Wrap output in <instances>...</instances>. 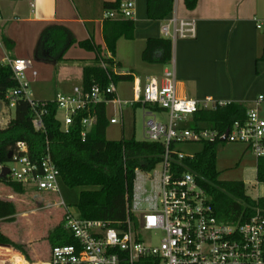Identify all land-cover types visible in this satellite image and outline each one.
Wrapping results in <instances>:
<instances>
[{"label": "built area", "instance_id": "built-area-1", "mask_svg": "<svg viewBox=\"0 0 264 264\" xmlns=\"http://www.w3.org/2000/svg\"><path fill=\"white\" fill-rule=\"evenodd\" d=\"M135 17L134 0H123L118 9L104 14V19L111 21H133ZM258 28L262 29L263 24ZM161 32L172 41L192 40L197 38V22L173 17L162 24ZM8 64L18 86L7 93L3 105L13 111L21 100L28 102L35 113L32 122L38 132L45 130L44 116L49 105H56L57 120L65 134L80 118L83 140L97 122L94 108L100 104L106 107L113 104L120 116V120L110 119V125L122 124L124 109L136 105L146 108L152 105L168 114L166 124L156 119L146 124V141L163 144L164 153L154 169H136L126 222L111 227L104 221L84 220L62 200L64 229L74 242L52 247L48 262L41 264H264V208H257L245 223L221 221L196 177L191 172L177 171L174 164L194 156V152L182 150L181 146L217 142L243 144L257 160L264 159V96L249 108L245 121L234 122L224 132L195 130L184 127L194 114L216 110L228 103L178 98L173 70H165L162 80L150 78L143 83L134 79L132 101L119 99L113 82L107 88L96 85L85 90L80 86L70 94H58L54 100L36 101L30 98V83L25 78L27 70L33 68L32 62L15 59ZM4 169L9 172L2 179ZM0 181L61 196L60 171L49 148L41 157L32 158L28 145L18 143L16 154L0 163ZM156 235L160 237L154 244L151 239ZM0 264L31 263L19 253L12 256L0 253Z\"/></svg>", "mask_w": 264, "mask_h": 264}, {"label": "trees", "instance_id": "trees-1", "mask_svg": "<svg viewBox=\"0 0 264 264\" xmlns=\"http://www.w3.org/2000/svg\"><path fill=\"white\" fill-rule=\"evenodd\" d=\"M123 0L105 3L107 10L118 9ZM189 9H194L197 0H185ZM135 25L132 20H106L104 39L109 51L115 55L120 38H134ZM77 44L72 33L64 26L47 28L39 41L38 59L59 65L66 62L65 55ZM79 46L92 49L90 43ZM161 51L160 59L154 58ZM173 59V43L168 39L149 40L142 54L145 63L170 65ZM105 68H104V66ZM118 67L112 59L97 58L83 68L82 87L90 90L98 85L107 88L112 82L133 81V76L114 72ZM18 86L9 64L0 66V115L7 93ZM44 116V131H36L33 126L34 111L28 102L21 100L13 110L14 117L6 128L0 124V163L8 161L10 153L16 154L17 144L26 143L32 158L41 157L49 148L51 156L60 171L61 196L65 204L74 209L82 219L104 221L111 227L127 220V203L131 198L136 169H154L162 160L164 146L161 143L139 141L135 137L121 141H109L106 130L110 125L106 105L94 108L97 122L87 135L81 137L80 118L72 126L69 134L61 129L57 120L56 105L47 107ZM249 107L246 104L231 102L216 110H200L185 128L218 130L224 132L236 121H245ZM217 143H204L194 152L193 158L177 160L179 172H191L199 186L211 200L215 216L226 223H245L255 214L257 208H264V198L254 200L247 196L244 182L220 180L217 169ZM257 180L264 183V159L258 162ZM13 192L24 194L28 189L18 183L7 182ZM16 209L9 201L0 200V221L14 222ZM61 224L49 241L52 247L74 242L70 233ZM0 245L17 248V245L0 231Z\"/></svg>", "mask_w": 264, "mask_h": 264}, {"label": "crops", "instance_id": "crops-1", "mask_svg": "<svg viewBox=\"0 0 264 264\" xmlns=\"http://www.w3.org/2000/svg\"><path fill=\"white\" fill-rule=\"evenodd\" d=\"M116 1L0 0L3 15V22L0 24V66L15 59L31 62L34 56L38 59L37 49L43 32L51 26H64L72 33L77 44L66 53V62L59 65L50 64L55 67L53 76L50 71L49 75L48 72L43 73V68L39 67L41 74L37 73L34 78L36 82L32 84L35 87L34 92L40 91L42 96L49 92L54 98H42L38 101L54 100L58 94H70L75 87L82 86V83L77 85L69 78L67 65L80 62L84 68L97 58L112 59L118 66L115 68L116 74H131L134 79L139 78L143 83L150 78L162 80L165 70H173L176 93L180 99H213L242 103L252 108L257 98L264 96V0H197L194 9H189L185 0H134V38H120L113 55L104 39V14L107 11L105 3ZM173 17L195 20L197 38L171 40L173 59L170 65L145 63L142 54L147 42L165 39L161 32L162 24ZM259 24H263L262 29L258 28ZM87 41L92 49L78 45ZM72 49L89 52V56L79 57L72 53ZM161 56V51L154 53L155 59H160ZM138 58L146 64L148 73H120L124 64L131 63L129 59L138 61ZM11 114L12 111L8 110L4 114L1 113L2 128H6L12 120ZM3 117L7 121L4 125ZM112 118L120 120L117 113L108 120ZM244 147L246 153L252 154L246 146ZM258 162L259 160L257 171ZM14 223L15 221L3 224Z\"/></svg>", "mask_w": 264, "mask_h": 264}, {"label": "rangeland", "instance_id": "rangeland-1", "mask_svg": "<svg viewBox=\"0 0 264 264\" xmlns=\"http://www.w3.org/2000/svg\"><path fill=\"white\" fill-rule=\"evenodd\" d=\"M72 53L79 57H88L87 53L81 50L72 49ZM81 55V56H80ZM128 59V58H127ZM130 64H124L120 69V73L135 71L136 73H148V67L142 61L137 59H129ZM33 68L25 73L26 80L30 83V98L38 101L42 98L51 99L54 96L49 92L42 96L40 91L34 92L35 81L34 72L41 74L40 68H43V73L49 71L53 76L55 67L35 56L32 60ZM133 65V66H132ZM82 68L83 64L76 62L67 65V75L74 80L77 85L82 83ZM118 98L123 101H132L133 84L131 81H120L117 84ZM108 118L116 115L115 106L110 104L107 107ZM6 111V106L3 105L2 114ZM152 113V114H150ZM12 117L14 112L12 111ZM118 117H120L117 114ZM9 119V118H8ZM158 120L164 124L168 121V114L160 111L155 106L147 105L146 107L138 106L136 108L126 107L124 109L123 123L119 125H109L106 130V138L109 141H121L135 137L139 141L146 140L145 126L151 120ZM5 118L3 117V121ZM2 121V122H3ZM5 120L3 125L6 124ZM243 144H223L218 149L217 169L220 172V180L226 182L241 181L246 185V194L250 198L257 200L264 198V183L257 180V159L250 153L245 152ZM182 150L198 151L200 145L190 147L181 146ZM0 197L2 200L11 202L16 209V219L14 224H3L0 222V231L10 238L17 245V248L11 246H1L0 253H19L24 256L31 264H41L48 262L51 251L49 237L54 231L63 224L65 219V209L60 206L62 197L58 194L41 192L28 189L24 194H17L10 191V187L6 181H0ZM74 210V209H73ZM75 211V210H74ZM8 223V222H7ZM160 235H156L151 239V242L157 244Z\"/></svg>", "mask_w": 264, "mask_h": 264}, {"label": "water", "instance_id": "water-1", "mask_svg": "<svg viewBox=\"0 0 264 264\" xmlns=\"http://www.w3.org/2000/svg\"><path fill=\"white\" fill-rule=\"evenodd\" d=\"M12 156H13V154L12 153H10L9 155H8V159H11L12 158ZM8 169H4V171H3V173H2V179H5V177H6V175L8 174Z\"/></svg>", "mask_w": 264, "mask_h": 264}]
</instances>
